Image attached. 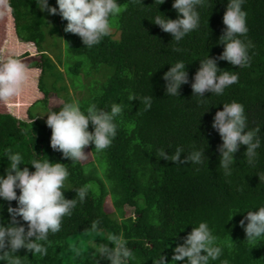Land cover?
Instances as JSON below:
<instances>
[{
    "label": "trees",
    "instance_id": "1",
    "mask_svg": "<svg viewBox=\"0 0 264 264\" xmlns=\"http://www.w3.org/2000/svg\"><path fill=\"white\" fill-rule=\"evenodd\" d=\"M154 2L119 0L124 10L111 19V34L99 45L87 48L78 35L64 31L67 21L58 14L51 15L53 29L48 30L46 15L36 0H7L17 38L37 50L36 55L26 53L14 59H28L24 64L29 69L40 70L37 88L43 98L30 106L27 121L0 113V174L9 163L5 150H11L21 153L28 164H21V169L27 166L35 171L29 164L33 158L64 163L70 173L64 189L68 199L75 198L72 189L92 186L86 201L64 218L61 231L41 242L46 254L32 255L20 249L16 255L21 264H107L99 259L97 250L120 233L133 251L130 264H155L160 255L170 262L172 250L200 222L208 223L223 249L221 257L210 264L223 260L229 264H264V240L247 241L239 226L247 211L264 206V0H246L243 6L247 38L254 45L249 50L250 67L240 69L219 61L218 67L237 72L239 81L220 96L205 93L203 101L193 96L190 85L200 60L207 55L217 57L223 51L217 41L226 27L223 15L228 0H208L199 9V28L178 45L171 34L152 22L159 12L177 18L173 0L162 5ZM49 4L57 6L56 0H49ZM49 36L55 45H63L65 55L79 59L68 65L69 60L60 52L55 61L44 47ZM181 60L187 64L190 82L182 85L179 96L166 95L163 74L170 64ZM130 95L137 99L130 101ZM52 96L60 97L63 104L75 99L82 111L92 104L109 111L113 103L123 104L116 138L100 153L95 152L94 145L89 146L93 156L90 164L65 160L50 147L52 133L47 118L38 117L36 111L49 112ZM144 96L153 98L149 111L141 102ZM233 101L244 105L249 129L259 127L261 147L255 164L249 165L244 156L246 146H241L234 154L232 174L225 176L219 167L222 140L211 125L223 104ZM177 146L184 148L182 158L194 149L205 148L208 161L175 165L158 157L160 148L171 154ZM108 202L110 212L106 210ZM0 204L4 206L0 222L6 224L9 202L0 200ZM11 205L15 207L16 202ZM94 221H99L95 227Z\"/></svg>",
    "mask_w": 264,
    "mask_h": 264
},
{
    "label": "clouds",
    "instance_id": "2",
    "mask_svg": "<svg viewBox=\"0 0 264 264\" xmlns=\"http://www.w3.org/2000/svg\"><path fill=\"white\" fill-rule=\"evenodd\" d=\"M132 3L143 4V0H132ZM154 3L162 5L165 0H155ZM207 3L208 0H173L172 8L176 11L177 18L171 19L159 12L160 15L155 16L152 22L163 32L171 34L178 45L187 35L199 28V9ZM245 3L246 0H228L223 15V24L226 27L217 41L223 45V51L217 57L207 55L200 60V66L190 86L193 96L200 97L201 101L206 99L205 93L220 96L239 81L238 73L219 68V61H226L240 69L251 65L249 50L254 45L247 38L249 28L247 12L243 7ZM36 5L41 12L48 15H60L67 21L64 31L78 35L87 48L99 45L111 34V19L119 16L124 10L119 0H56L58 7L51 6L49 0H36ZM170 65L162 77L165 81V94L179 96L182 85L190 82L187 64L181 60ZM30 79L31 70L20 60L0 59V101L8 103L20 97ZM136 99L135 95L129 96L130 101ZM141 102L144 104V110L149 111L153 98L144 96ZM123 111L122 103H113L110 111L98 109L95 104L82 111L77 100L66 102L58 112L50 110L45 113L46 125L52 133L50 147L60 152L63 159L72 162L86 160L89 153L86 154L84 150L91 145H94L95 152H103L111 146L117 136V118ZM211 126L222 140L218 146L219 167L223 169L225 176L232 174L234 154L241 146H246L244 156L247 163L255 164L257 149L261 147L258 136L260 129H249L243 104L236 101L223 104V110L215 113ZM170 147L171 145L168 146ZM182 153L184 148L180 146L171 154H168L165 148H160L158 157L172 161L175 165H202L205 160L208 161L205 148L194 149L183 158ZM4 156L9 163L4 174H0V200L9 202V222H0V261L5 264H21L20 257L16 255L20 249H25L32 255L46 254V248L41 242L47 241L50 234L61 231L64 218L73 214L78 203L83 204L86 201L92 186L83 185L72 189L76 193L75 198L68 199L64 189L70 173L64 163L33 158L29 164L35 171H30L27 166L21 169L20 165L25 164L21 153L5 150ZM196 170L199 171L198 168ZM259 178L261 180L262 177L259 175ZM12 201L16 202L15 207L11 205ZM3 207L0 204V211H3ZM97 223L99 221H94L93 227ZM239 226L243 229L247 241L264 240V206L256 211H247L239 221ZM182 239L183 242L172 250L170 262L166 256L160 255L155 264H176L177 261L183 264H210L222 255L223 249L217 244V237L207 222H200ZM109 240L110 243L99 246V259L107 264H130L134 255L132 249L127 246L128 241L123 233L113 235ZM221 264L229 262L223 260Z\"/></svg>",
    "mask_w": 264,
    "mask_h": 264
},
{
    "label": "rangeland",
    "instance_id": "3",
    "mask_svg": "<svg viewBox=\"0 0 264 264\" xmlns=\"http://www.w3.org/2000/svg\"><path fill=\"white\" fill-rule=\"evenodd\" d=\"M46 15V19L48 22V30H52V16ZM47 33V28H46ZM52 44V45H51ZM61 44V43H60ZM55 45L54 38L50 39V36L46 40L44 45L45 49L50 53V56L53 57L55 61H57L56 56L59 55L60 52L63 53V45L61 44ZM62 48V50H61ZM28 53L30 56L36 55L37 50L32 44H27L20 41L14 31V23L11 17L10 9L7 6V0H0V59H9V58H18ZM65 55V54H64ZM67 60V64H73L79 58L71 57L68 55L64 56ZM65 58L62 57V63L64 65ZM28 59H22L21 62L25 63ZM26 64V63H25ZM61 65V70L63 71L64 66ZM31 70V79L29 85L26 87L24 93L15 98L14 100L5 103L0 101V113L1 114H10L19 120L27 121V111L32 104L36 101L43 98V95L38 91L37 83L40 76V70L38 69H30ZM47 80V79H46ZM81 93L78 91V96ZM63 104V100L60 97L52 96L49 99L47 109L53 111H59L61 105ZM39 107V106H37ZM36 107V108H37ZM42 109H38L36 111V115L38 117L46 119L47 114ZM88 154V158L86 160L81 161L82 164L87 165L93 162V156L89 150V148H85L84 150ZM112 206L109 202L106 205V210L108 212L112 211Z\"/></svg>",
    "mask_w": 264,
    "mask_h": 264
}]
</instances>
